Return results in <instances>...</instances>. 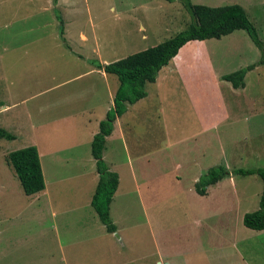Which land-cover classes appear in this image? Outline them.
I'll use <instances>...</instances> for the list:
<instances>
[{"label":"rangeland","instance_id":"rangeland-1","mask_svg":"<svg viewBox=\"0 0 264 264\" xmlns=\"http://www.w3.org/2000/svg\"><path fill=\"white\" fill-rule=\"evenodd\" d=\"M47 1L0 0V106L15 103L0 111L1 128L14 137L0 139V264H264V231L241 224L243 214L258 207L259 178H224L204 197L193 190V177L215 165L264 169V67L246 80L254 112L245 104L226 121L216 115L219 125L191 139L199 127L213 125L218 102L183 96L191 95L184 85L201 88L202 95L222 94L225 83L218 77L258 61L261 53L247 34L194 41L187 46L192 55L180 59L181 73L165 72L175 67L173 60L144 85L148 96L139 113L131 111L121 124L124 146L120 138L103 146L102 160L118 177L109 205L114 233H108L87 202L96 185L87 140L111 106L108 95L117 81L89 65L168 40L190 18L178 0H61L57 9ZM189 1L240 6L264 41L263 0ZM192 103L196 110L185 113ZM72 113H78L73 125L59 124L58 131L41 136L47 138L39 146L46 151L40 166L50 206L41 196L22 193L6 156L31 146L30 123ZM75 139L80 148L70 146Z\"/></svg>","mask_w":264,"mask_h":264},{"label":"trees","instance_id":"trees-1","mask_svg":"<svg viewBox=\"0 0 264 264\" xmlns=\"http://www.w3.org/2000/svg\"><path fill=\"white\" fill-rule=\"evenodd\" d=\"M166 1L171 2L172 0ZM178 1L190 18V23L184 30L168 40L129 54L122 59L105 65L96 64V68L102 70L104 74L113 75L117 81L112 106L105 112L104 119L98 123V130L90 142V155L94 161L97 181L89 205L108 233L114 232V226L109 219V205L117 189L118 177L104 164L102 150L105 139L112 132L115 119L125 112L127 105H132L146 96L144 85L153 83L157 72L167 65L186 43L219 39L239 30L244 31L252 44L260 51V59L230 74L221 76L220 80L228 82L233 89L241 88L245 73L264 65V41L258 40L253 26L247 20L240 6L207 7L191 4L189 0ZM52 2L55 3V0ZM0 139L11 141L14 137L0 128ZM6 163L11 166L25 196L37 194L44 189L41 168L34 146H27L8 153ZM252 174H255L261 182L258 207L253 212L243 214L241 224L246 229L261 231L264 230V169L228 170L223 164L215 165L198 177L193 184V190L197 195L204 196L208 187L224 178Z\"/></svg>","mask_w":264,"mask_h":264},{"label":"crops","instance_id":"crops-1","mask_svg":"<svg viewBox=\"0 0 264 264\" xmlns=\"http://www.w3.org/2000/svg\"><path fill=\"white\" fill-rule=\"evenodd\" d=\"M60 1L61 0H56L55 3H53L52 5L49 4L51 2V0L47 1V7L49 8L50 6L53 8V9H57L59 4H60ZM49 2V3H48ZM50 7V8H51ZM61 23L63 24L64 26V23H63V19L61 18L60 19ZM66 26H70V25H67ZM232 34V33H231ZM230 35V34H229ZM227 35V36H229ZM81 39H83V37L81 36ZM194 41H191V42H188L186 43L185 45H183L177 52V54L167 63V65L163 66L161 70H163L164 68H167L168 64H170V62H172L173 60H176V63H175V67L174 65H172L171 67H169L168 69L165 70V72L167 73V75H171L173 73V71L175 70V68L177 69L178 72H182L183 68H180V67H183V63L180 61L181 57L183 55H192L191 52L192 50L189 51V49H187V46H189V44L193 43ZM181 51V52H180ZM180 52V55H178ZM179 56V57H178ZM176 57H178L179 59H175ZM82 59V58H81ZM87 58L83 59V62H87ZM116 61V60H115ZM99 64V63H98ZM106 63L104 64H100V65H105ZM252 64V63H251ZM250 64H245L243 67H246ZM89 70L92 71L93 68L94 69H97L99 70L98 68H96V66H91L89 65ZM264 66H261V69L263 68ZM259 71L260 72V68L256 67L248 72L245 73L244 77H243V86L241 88H237V89H233L231 87V85L228 83V82H224V81H218L220 83H225V85L223 86L224 87V91L219 93V95H202V93H204L202 91V89H193V88H189L187 87L186 85H184V88H185V92L186 93H189L191 95H183V96H186V101L189 99V100H192L193 98L195 99L196 98V102L200 100V98H206V102H207V105L210 101V99H212L213 97L216 99V101L218 102V106L217 107H214L213 110H216L217 111V114L213 115V122H212V126H204V127H199V129H197L195 132H192L191 135L189 136V138L191 139L192 137L195 136V134H204L205 132L206 133H209L213 130L214 126L215 125H219L220 123L217 122L216 120V117L220 114H223V118L222 120L220 121H226L227 118H228V115L230 113H232V111L234 110H237L240 112L241 114V111L243 109V106L246 104L248 106H250V111L254 112V106H255V102L253 100H250L249 98V95L247 94L246 90H247V85H246V80H247V77L252 74L253 71ZM159 71V72H160ZM100 73H97V74H100V76H108V74H104L102 70H99ZM158 72V74H159ZM215 73V72H214ZM226 75V74H225ZM223 76V75H221ZM215 75L212 76V79H211V76H210V81L214 84L216 83V79L214 78ZM220 78V77H218ZM220 80V79H219ZM228 84V85H227ZM114 86H115V82H114ZM117 86V85H116ZM171 85H169L167 88H169ZM222 87V88H223ZM115 91V90H114ZM258 91V89H257ZM167 92V90H166ZM226 92V95H224V93ZM110 95H108L109 99H111V106H112V98H113V94L114 92L112 93L111 91L109 92ZM198 93L200 95H198ZM253 93V95H255L254 93L255 92H251L250 95ZM148 96V95H146ZM145 96V97H146ZM167 95H165L164 97H166ZM145 97L137 102H135L134 104L132 105H127L126 107V110L125 112L118 118L115 119V121L113 122V129H112V132L110 133V135L105 139V142H109L111 139H114V138H120L121 139V143L123 144L124 146V142H123V128L121 127V124L122 122L126 119V117L128 116V114H130V112L132 111V113H134V115H137V108H139V106H141V104L143 103V100L145 99ZM155 97H158V98H163V95H157ZM161 100V99H160ZM15 105L14 102H10L6 105H1L0 106V111H4L8 108H11ZM110 106V107H111ZM137 106V107H136ZM109 107V108H110ZM41 108V107H40ZM39 108V110H37V113H40L41 109ZM107 108V110L109 109ZM188 109L189 111L191 112V114L196 110V106L194 103H192L191 106H189L188 108L186 107L185 108V113H188ZM106 110V111H107ZM105 111V112H106ZM67 114V113H66ZM78 114V113H76ZM76 114H73L72 115H69L67 117H63L59 120L57 119H54L53 121H49V122H44V121H39L38 123H30V132L31 133H35V137L32 138V142H30V145L31 146H34L36 148V152H37V156H38V160H39V164H40V160L43 158V156L45 155L44 150H42V148H40V143L42 142L43 139H46V137H41L43 135H45L47 133V131H58L60 128H59V124H66V125H73L71 122L73 120V117L76 116ZM105 114V113H104ZM239 114V115H240ZM217 115V116H216ZM215 121V122H214ZM90 123V121H89ZM97 124V120L95 119V122ZM133 124V123H132ZM120 125V126H119ZM119 126V128L117 129V127ZM126 127L127 129H130L128 124H126ZM0 128H1V125H0ZM2 129V128H1ZM69 131H72L71 129H69ZM96 131V130H95ZM93 133H96L94 132V130H90V137L93 135ZM38 137H40L38 139ZM36 138V139H35ZM74 138H75V135H74ZM185 138V137H183ZM87 141H91V139L87 140ZM105 142H104V145H105ZM83 143H81L78 139H75L73 141V145H70V146H73V148H80L82 146ZM108 144V143H107ZM40 145V146H39ZM87 145H88V142H87ZM84 146V145H83ZM122 146V145H121ZM122 146V147H123ZM42 147V146H41ZM79 152H74V154H78ZM102 159H103V150H102ZM93 160V159H92ZM63 163H68V158L62 160ZM53 162H56V157L55 159L53 160ZM41 168V173H42V177H43V182H44V189L37 193V194H34L36 196H41L43 198L44 201H48L49 205L51 206V202H50V196H47V181L44 177V172L42 171V165L40 166ZM108 168V167H107ZM202 174V173H201ZM201 174H197L196 176L193 177V184L196 182V180L198 179V177L201 175ZM97 181V175L95 174V177H94ZM222 181V180H221ZM220 182V181H219ZM218 183V182H217ZM215 185V184H214ZM208 188L206 189V194L204 196L207 195L208 193ZM195 193V192H194ZM196 194V193H195ZM197 195V194H196ZM31 196V195H30ZM199 196V195H197ZM204 196H199V197H204ZM47 199V200H46ZM88 204H89V200L87 201ZM69 208V207H68ZM74 208V207H73ZM56 209H59V210H62L63 208L61 206H57ZM64 212V210H62ZM62 212V213H63ZM261 231H264V230H261ZM114 233V232H113ZM64 259V258H63ZM62 259V260H63ZM63 262L65 263V261L63 260Z\"/></svg>","mask_w":264,"mask_h":264}]
</instances>
